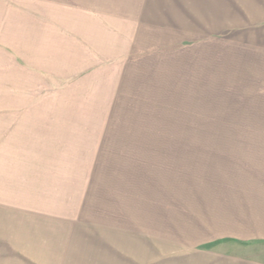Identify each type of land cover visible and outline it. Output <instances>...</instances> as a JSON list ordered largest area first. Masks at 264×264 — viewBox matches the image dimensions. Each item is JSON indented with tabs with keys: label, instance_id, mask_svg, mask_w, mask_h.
I'll return each mask as SVG.
<instances>
[{
	"label": "rangeland",
	"instance_id": "rangeland-1",
	"mask_svg": "<svg viewBox=\"0 0 264 264\" xmlns=\"http://www.w3.org/2000/svg\"><path fill=\"white\" fill-rule=\"evenodd\" d=\"M132 1L64 5L90 2L118 30ZM241 17L235 0H145L135 42L160 66L145 70L77 55L67 31L52 41L17 11L15 70L0 64V264H264V40ZM67 62L104 68L33 72ZM211 211L226 236L207 234Z\"/></svg>",
	"mask_w": 264,
	"mask_h": 264
},
{
	"label": "crops",
	"instance_id": "crops-1",
	"mask_svg": "<svg viewBox=\"0 0 264 264\" xmlns=\"http://www.w3.org/2000/svg\"><path fill=\"white\" fill-rule=\"evenodd\" d=\"M103 6H106V4H104ZM121 7L124 10L125 5L122 4ZM144 8L145 0H133L130 5H127V11H121L122 13L125 12L127 16L125 17V19H119L120 26H118L119 28L117 30L116 27H112L113 17L111 16V14H96V9L93 4L91 6L90 2L86 6H84V8L82 6L74 5L70 8L64 5V0L58 2L55 5H43V7L40 5L32 4L27 7H17L16 0H0V58L7 56L2 60L0 59V64L8 63V70H15L16 39L18 37L16 22L18 11V14L23 15L24 18L28 16H34L45 20V22L47 23V31L51 33L46 37L52 39V41L54 39H64L66 36H64L63 34L67 31V33L65 34L69 33V37H72L73 41L78 40V44L76 42H73L74 48L79 47V52L77 53V55L81 54L82 51L84 55L86 54L98 56V61H107L111 63L114 59L118 60L119 64H123L124 61H129L133 58H137L142 64H151L150 66H145V70H154V68L157 67L160 68L159 61L156 62V64L153 63L152 58H146V56L150 54L145 53L143 47L138 46L139 44L137 45L135 42L138 40L137 34L138 32H140L142 23L144 21ZM240 16H242L241 18L243 20L249 22L248 28H246L247 30H251V28L254 27V31H250L249 35L252 33L253 35L251 37L255 41H259L260 39L264 40V0H235V23L237 21H240ZM81 18H86L89 23H92L90 28H88L86 33L83 35H81L78 27ZM96 22L99 24L98 26L102 27L98 28L100 30L98 31V33L96 31ZM48 23L50 24L48 25ZM113 29H115V31H113ZM128 43L131 44L130 48L128 47ZM258 43L261 42L259 41ZM250 49H252V47H250ZM248 54L249 60L252 62V55L254 54V52L248 50ZM118 55L120 56V59H118ZM148 59H151V63H147ZM94 61H96V59ZM56 64L57 65L55 67L56 70L54 74L52 71L51 75H49L44 72V69L40 70V67L32 64L33 70L34 68L38 69L33 72L36 73L37 71L40 76H45L48 78H53V76L55 75V79L60 83H63L64 79H68L70 76H72V74L70 75L68 73L69 70L76 72L82 69L83 71H90L91 73H94L104 68L96 65L82 68L73 67L69 62H67V66L64 68V66L58 67V63ZM159 70L160 69H158V71ZM51 85L60 86L57 83ZM234 149L235 148H229V150H225L228 153H224L225 155H221V159L223 161L229 160L230 162L234 159L239 160L238 157L235 158V155L232 156L231 152H234ZM224 166L226 167V169ZM224 166L218 165V175H222V172H226L228 175H230L229 171L234 170L233 167H228V164L225 165L224 163ZM227 168L229 170H227ZM242 198L243 196H240V199ZM214 213V211L209 212L211 220L209 222L212 224V228L207 229V234H218L226 236L227 234L221 233H224L225 230L229 231L231 228L224 229L225 227L224 225L223 227L221 226V222L224 223L225 221H227L228 217L226 218L225 215H223L217 218L218 213H216V218L213 219L212 215Z\"/></svg>",
	"mask_w": 264,
	"mask_h": 264
}]
</instances>
